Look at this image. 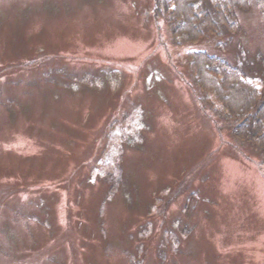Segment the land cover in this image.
<instances>
[{"label": "rangeland", "instance_id": "374dc122", "mask_svg": "<svg viewBox=\"0 0 264 264\" xmlns=\"http://www.w3.org/2000/svg\"><path fill=\"white\" fill-rule=\"evenodd\" d=\"M154 2L0 0V264H264V157L187 59L262 90L264 5L178 45Z\"/></svg>", "mask_w": 264, "mask_h": 264}, {"label": "trees", "instance_id": "16d2710c", "mask_svg": "<svg viewBox=\"0 0 264 264\" xmlns=\"http://www.w3.org/2000/svg\"><path fill=\"white\" fill-rule=\"evenodd\" d=\"M249 0H155L158 19H165L178 45L200 41L210 34L231 39L238 27V12ZM264 5V0H260ZM227 41V40H225ZM194 84L213 96L234 136L254 145L264 157V88L250 81L242 67L205 51H189ZM251 67L247 65V69Z\"/></svg>", "mask_w": 264, "mask_h": 264}]
</instances>
